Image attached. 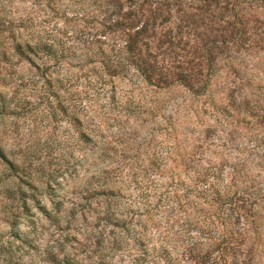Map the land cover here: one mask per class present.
Segmentation results:
<instances>
[{
  "label": "trees",
  "instance_id": "obj_1",
  "mask_svg": "<svg viewBox=\"0 0 264 264\" xmlns=\"http://www.w3.org/2000/svg\"><path fill=\"white\" fill-rule=\"evenodd\" d=\"M21 1L35 16L18 20L14 51L42 79L45 106H54L50 115L66 118L73 147L83 148L74 159L83 170L76 181L90 212L71 221L100 243L110 228L109 249H136V264H264V56L258 55L264 41L239 71L229 67L237 101L209 89L214 60L203 77L200 64L184 66L180 39L192 25L181 0ZM188 1L205 15L231 9L238 31L247 22L237 10L264 16V0ZM144 6L150 23L138 27ZM173 13L179 23L158 43V54L150 51L143 41L148 29L170 23ZM213 17L224 21L226 15ZM162 45L177 60L168 62ZM128 77L135 90L142 83L153 90L151 98L121 87ZM179 87L188 97L164 115L169 99L163 101L161 91ZM27 200L20 199L6 221L12 230L8 245L0 241L6 264L29 260L24 249H36L28 233L15 231L33 222ZM59 207L54 203L45 218L59 223ZM36 246L45 264H79L71 256L58 259L47 244Z\"/></svg>",
  "mask_w": 264,
  "mask_h": 264
},
{
  "label": "rangeland",
  "instance_id": "obj_2",
  "mask_svg": "<svg viewBox=\"0 0 264 264\" xmlns=\"http://www.w3.org/2000/svg\"><path fill=\"white\" fill-rule=\"evenodd\" d=\"M181 1V9L189 14V23L192 25L191 33L189 31L188 34V30L184 31L180 39L182 44L185 43L183 61L186 64L184 66L190 67L187 63L191 61L193 64H200L203 68L201 70L203 77L208 72L206 63L214 60L209 89L216 95L223 91L225 97L232 94L239 101L238 95H233L235 78L229 67L232 65L239 71L241 61L248 64L254 56H250L252 50L257 46L262 47L263 43L260 41H264V30H262L264 27L261 23H264V16L255 15L254 9H246L243 12L237 10L239 18L243 20L245 17L247 22L238 28L240 31L242 29L246 31L245 36L241 37L240 31L234 26L232 17L234 13L231 9H223L221 12L213 9L209 12L210 16V14L199 13L190 1ZM224 5L225 3H222V7ZM144 7L145 17H139V23L136 24L138 27L146 22L150 23L146 12L147 6ZM198 7L200 8L199 5ZM172 9V11L176 10ZM148 10H154V8L148 7ZM29 13L35 16L29 3L21 0H0L1 244L3 247L8 245L12 231L10 223L6 221H9L10 214L14 213L12 211L18 207L20 199L27 198L30 207L28 218L33 222L30 225L21 222L15 231L28 233L34 240L36 249L25 248L24 253L28 254L30 259L23 258L13 264H45L37 249L38 244L39 247L47 244L52 254L60 260L64 256H71L79 264H92L99 256L100 264H136L133 261V257L139 254L136 249L129 247L127 252L109 249L107 240L114 238V231L110 228L103 233L100 243L85 232L80 223L76 220L71 221L75 213L87 215L90 212L86 206L87 196L81 194L83 189L76 181V176L81 177L83 170L75 165L74 159L81 157L83 148L73 147L71 140L73 130L70 122L66 118L50 115L54 106H45L42 79L36 76L35 68L27 61L20 59L14 51L15 42H12V39H15L14 34L19 33L18 20L24 19ZM220 13H225L224 21L212 18V15ZM178 17L180 16L173 13L170 23L160 26L157 22L155 27L148 29L143 41L149 44L150 51L158 54L156 47L161 46L158 43L165 41V34L169 30H174L175 25L179 23ZM243 38L247 40L245 44L241 43ZM215 41L224 43V46L212 45L211 43ZM233 42L235 45H232ZM161 49L162 53L166 54L165 59L168 62L177 60L176 55L171 54L173 53L171 48L162 45ZM181 53L176 50V54ZM146 55L144 51L143 56L146 57ZM258 55L264 56L262 53ZM130 80L128 77L126 81L119 82V85L132 90L134 88ZM141 85L143 86L141 91L135 89L134 91L150 95L147 98H151L153 90L143 83ZM244 93L247 95L246 91ZM160 95L163 101L169 99L164 115L170 111L171 105L188 97L186 90L180 87L161 91ZM158 99L161 100L160 97ZM200 107L198 105V108ZM160 115L156 118V123H161ZM145 133L143 130L140 136ZM56 202L60 203V207L54 217L58 218L59 223H52L45 218V215L52 210ZM4 256L7 257L0 253V264H6ZM18 257L17 254L15 258Z\"/></svg>",
  "mask_w": 264,
  "mask_h": 264
}]
</instances>
